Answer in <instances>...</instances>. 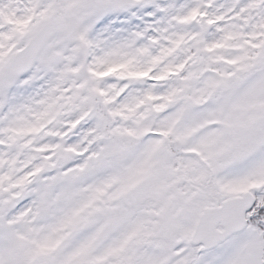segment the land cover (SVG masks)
Here are the masks:
<instances>
[{
	"label": "snow or ice",
	"instance_id": "1",
	"mask_svg": "<svg viewBox=\"0 0 264 264\" xmlns=\"http://www.w3.org/2000/svg\"><path fill=\"white\" fill-rule=\"evenodd\" d=\"M0 264H264V0H0Z\"/></svg>",
	"mask_w": 264,
	"mask_h": 264
}]
</instances>
